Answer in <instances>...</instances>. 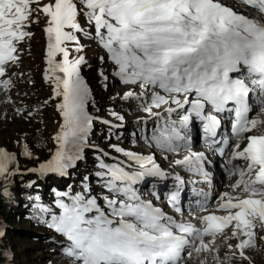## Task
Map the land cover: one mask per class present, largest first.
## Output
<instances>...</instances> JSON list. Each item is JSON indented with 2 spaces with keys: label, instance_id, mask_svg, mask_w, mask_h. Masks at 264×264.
Returning a JSON list of instances; mask_svg holds the SVG:
<instances>
[{
  "label": "snow or ice",
  "instance_id": "1",
  "mask_svg": "<svg viewBox=\"0 0 264 264\" xmlns=\"http://www.w3.org/2000/svg\"><path fill=\"white\" fill-rule=\"evenodd\" d=\"M41 18L46 34L43 79L61 123L51 158L30 172L66 178L85 159L84 150L92 147L89 137L96 118L89 106H95V99L81 75L87 61L84 56L70 59L68 46L83 52L81 36L105 51L107 59L101 56V63H110L111 75L129 88L122 99L139 101L148 116L165 121L151 138L162 150L189 148L183 131L193 117L214 138L220 126L217 114L235 116L227 164L232 166L229 175L237 179L232 192L219 197L216 211L223 214L204 215L199 226L177 221L144 200L135 186L164 173L153 156L115 145L114 151L136 169L118 158L106 163L102 156L109 153L103 152L96 157L95 172L102 191L94 194L90 176L84 175L79 192L71 185L67 191L53 190L58 212L35 204L41 214L37 219L61 237L67 264H187L192 259L207 264L209 257L213 264H252L248 251L256 249L257 239L264 241V119L249 115L254 111L253 96L256 110L264 114V0H233L230 5L223 0H0L3 93L14 86L9 73L20 66V49L34 35L31 25ZM99 75L108 81L104 72ZM161 108L167 119L154 111ZM174 112L179 114L178 124L168 122ZM17 114L32 116L19 109ZM223 143L229 145L228 140ZM22 155L35 158L26 144ZM205 160L204 153L189 150L175 164L207 178ZM18 169L17 156L0 148V179L7 180ZM8 195L5 187L0 199ZM35 201H40L38 195ZM169 202L181 211L177 194Z\"/></svg>",
  "mask_w": 264,
  "mask_h": 264
},
{
  "label": "rangeland",
  "instance_id": "2",
  "mask_svg": "<svg viewBox=\"0 0 264 264\" xmlns=\"http://www.w3.org/2000/svg\"><path fill=\"white\" fill-rule=\"evenodd\" d=\"M225 4H232L233 0H223ZM45 25L43 19L40 20L39 24H32L31 31L34 35L31 39H26L23 43L20 51L22 55V59L20 61V66L14 68L9 75H11L12 80L19 86L23 92L24 101L27 103L21 104V109H25V115L27 111H30L28 106L34 107L37 103H45L47 97L51 94V88L48 86L43 79L44 69L46 68L45 64V53H46V42L45 37L46 34L43 31ZM80 43L85 46H91V41L80 39ZM83 52H79L80 54H84ZM73 53V50L70 54ZM102 55V53L100 54ZM71 57V56H70ZM85 60L87 63L82 65V71H88V73H95L98 70H102L106 75H108L111 81H115L116 85H114L113 89L109 90L106 88H101L97 85V80L92 78L90 81V88L92 90L93 97L95 101H102L103 103H111L114 107V112L118 115L122 116L123 121L117 120L111 113L103 114L99 116L101 121L96 122L99 125L112 129L113 136L117 138V142H114L113 137H110L108 132L104 133L100 137L101 145L97 147V149L93 146L90 148H86L85 151H99L101 153L107 152L109 153L108 158H118V154L112 148V145L118 146L125 151H131L141 156H153L155 162L159 165L160 169L165 173V176H161L164 180L170 181V185H166L164 187L165 193L169 192L172 189V193L179 194V192H184L186 194V199L179 206L181 209L180 212H176L174 208H170L168 199H166L165 195L155 194L158 191L154 188L150 191L145 189L146 186L142 185L138 187V192L144 200L151 201L155 207H158L163 210V212L177 221L184 223H191L199 226V218L208 215L210 213L215 212V214H223L222 212H217V202L219 197L226 192H232L231 185L235 183L237 177L229 175V169L232 167L227 164L228 159L230 158V149L233 142V138L229 135L228 127L223 128L221 142L224 140L229 141V145L224 148L222 145L218 150L223 148L224 155L215 157L216 153L209 146L203 148L202 143V134H203V122L192 118L191 123L188 125L187 129L183 131V134L186 136V139L189 141V148L180 147L178 151H165L161 148L157 147L152 142V136L157 134L156 127L163 125L165 121L161 120L159 117L153 118L148 116L145 112H143L139 106L140 102L136 100H125L122 99L124 92L128 91L129 88L125 87L123 84L119 82V80L111 75L112 65L110 63H101L100 57L96 56H86ZM27 82V83H26ZM37 85V86H36ZM34 87H38L35 89ZM136 92H139L138 88L132 89ZM111 97L110 100L108 98ZM110 105V104H107ZM175 107V105H173ZM258 108V104L254 107V111L252 113L251 118H259L264 119V114H260L256 109ZM154 111H158L162 113V115L167 119L168 115L164 112V109H154ZM183 111V110H180ZM228 119V116H226ZM41 118L47 121L45 127L50 131L51 129L58 131V124L54 123V119L51 117V114L47 111H43L41 116H31L24 124L18 125L15 133L21 134L27 133L31 131L32 128L42 127L44 126L41 123ZM57 118L61 121L59 114L57 113ZM102 121L111 122L112 125H108L107 123H103ZM179 122V114L174 112L171 115V118L168 120L171 122ZM224 124L226 120L224 119ZM95 122V120H94ZM95 123V124H96ZM12 128H14L11 125ZM15 129V128H14ZM200 131V132H197ZM255 134H260V131L257 130ZM93 136V133L91 134ZM116 135V136H115ZM7 137L6 135H0V148H4V144L2 139ZM178 145H183L184 141L176 142ZM6 150V149H5ZM189 150L192 152H202L204 153L206 160L204 161V170L208 173L207 178L203 175L196 173L195 171H189L187 167L184 165H176L175 161L178 159H183L184 156L189 154ZM85 152V153H86ZM84 153V154H85ZM206 153V154H205ZM234 164L242 163L241 161L238 163L233 162ZM79 165L86 164V158L80 162ZM90 175V172L86 170L85 173L78 172L75 174L74 178H70V176L64 178L68 180V183L71 185H76L77 179L80 175ZM54 175V174H52ZM179 177V179H177ZM151 179L152 177H148ZM183 181V183H180ZM94 180L91 179V183ZM94 194L102 191L95 184H91ZM164 194V193H163ZM206 206L207 210L202 208ZM16 231H22V227L18 224L14 226ZM24 235V234H22ZM45 235L44 233L42 236ZM53 238L58 244L61 243V237H59L56 233H53ZM219 242V241H218ZM235 241H233L234 243ZM15 244L21 247V251L19 254H16V264H34L35 258L30 260L28 257L29 251L36 248V246H32L28 241L24 240V238H19L15 241H12V246ZM226 251L225 248H221V255ZM43 258L52 259L56 257L52 264H67V259L62 258L59 253V250L55 248H51L49 251L42 250ZM22 254V256H21ZM248 254L251 256L252 264H264V241H259L257 239V247L254 250H249ZM46 262V261H45ZM187 264H199L198 260L192 259L187 262ZM207 264H213L211 257L208 258ZM247 264V262H245Z\"/></svg>",
  "mask_w": 264,
  "mask_h": 264
},
{
  "label": "trees",
  "instance_id": "3",
  "mask_svg": "<svg viewBox=\"0 0 264 264\" xmlns=\"http://www.w3.org/2000/svg\"><path fill=\"white\" fill-rule=\"evenodd\" d=\"M43 22L45 25L44 19ZM80 39L91 41L92 45L84 47V54L73 51L70 59H74L78 56H84L86 58V56L89 55L96 57L105 56V59H107L105 51L97 44L96 41L87 39L83 36H81ZM68 46L70 52L75 47L73 44H69ZM101 53L102 55H100ZM100 72L103 71L98 70L92 75L91 73H88V71L84 70L81 72V75L86 80L88 85H90L92 78H95L97 80V85H99L101 88H105L106 83V89L109 88V90H112L114 85H116V82L111 80H108L107 82L103 81L102 77L99 75ZM34 88L37 89L38 87ZM51 94L47 97V104L41 102L37 103L34 107L28 106V108L32 112V116H41L43 111L49 112L51 117L54 119V123L60 126L61 121L58 120L57 112L54 107L56 101L50 99ZM9 98L11 102H8ZM22 98H24L23 92L15 82L10 92L3 93L0 91V135L7 136L2 139L4 144L3 146L9 153L15 154L19 162L17 174L10 175L7 180L0 179V192H2L5 187L9 192L8 196L0 199V232L4 233V235L0 237V264H16V254L20 253L21 247H19L17 244L12 246V241L17 240L20 237L24 238V240L28 241L32 246H36L35 249L27 252L30 260L35 258L34 264H52L57 258H43L44 256L42 255V250L49 251L51 248H55L59 250L62 258L66 259V257L62 252V244H58V242H56L53 238V233L55 232L48 229L42 220L37 219V217L41 216V214L37 211L34 205L37 203L43 204L46 207L52 208L53 211L58 212V209L55 208L56 196L53 190L67 191L69 190L68 186L71 184L68 183L67 179L56 177L52 174L47 176H39L29 171V169L38 168L40 163H43L51 158V155L56 148L53 137L56 135L57 130L51 129L48 131V129L45 127L47 121L41 118V123H43L44 126L32 128L31 131L23 133V135L16 134L15 130L17 126L24 124V121H26V118L17 114L18 109L20 111H26L25 109L20 108L21 104L25 102L27 103V101H24ZM110 99L111 97L108 98V100ZM90 110L96 116H101L103 114H108L115 111L111 103H103L102 101L98 100L95 101L94 107L90 105ZM28 119L29 118H27V122ZM11 125L15 129L12 128ZM161 127H163V125L156 127L157 134L158 129ZM106 132L110 134L111 138L113 137L114 142H117V138L113 136L114 132L112 129L96 123L93 126V136L91 135L89 137L92 147H97L102 144L100 137ZM25 144L31 149L35 158L28 159L22 155L23 145ZM117 154L119 161H124L126 164H129L132 169H136L138 167L131 161H128L127 158H125L120 153ZM84 155L86 158V164L83 166L78 164L76 169H71L70 178H74L77 171L85 173L87 170L90 172V175L88 176L94 180V182L91 184H95L97 186L95 172L99 171V169L96 166V157L98 155L102 156V153L90 150ZM102 158L106 163L114 162L113 159L108 157L102 156ZM83 176L84 175L82 174L80 175L75 186L71 185V190L73 192L81 191V181ZM29 185H31V187ZM142 185L147 187L144 192L146 193L147 190L150 191L154 188L157 190L158 181L153 177L151 179L146 178L135 187L138 188ZM37 195L40 197V201L38 202L35 201V197ZM18 224L22 227V231H16L17 229H14V226ZM43 233L45 235L42 236Z\"/></svg>",
  "mask_w": 264,
  "mask_h": 264
},
{
  "label": "bare ground",
  "instance_id": "4",
  "mask_svg": "<svg viewBox=\"0 0 264 264\" xmlns=\"http://www.w3.org/2000/svg\"><path fill=\"white\" fill-rule=\"evenodd\" d=\"M197 132H200V131H198L197 130ZM202 141H203V138H202ZM223 146V143H220V145H219V147L218 148H220V146ZM202 147L204 148V147H206V143H202ZM206 154V153H205ZM238 162H240V161H235V163H238ZM71 170V169H70ZM54 176H56V175H54ZM56 177H58V176H56ZM185 196H186V194H185Z\"/></svg>",
  "mask_w": 264,
  "mask_h": 264
}]
</instances>
